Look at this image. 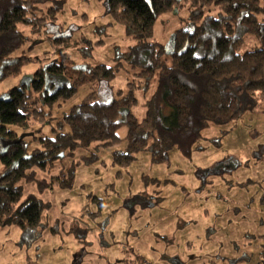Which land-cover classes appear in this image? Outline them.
I'll list each match as a JSON object with an SVG mask.
<instances>
[{
  "label": "rangeland",
  "instance_id": "1",
  "mask_svg": "<svg viewBox=\"0 0 264 264\" xmlns=\"http://www.w3.org/2000/svg\"><path fill=\"white\" fill-rule=\"evenodd\" d=\"M55 1L40 0L34 12L37 17L45 13L46 22L55 23L57 30L49 25L35 31L30 24H19L18 30L33 43L25 47L26 54L35 60L24 68L22 78L0 83V98L51 61L84 64L77 47L90 45L87 63L117 65L110 89L125 92L138 70L118 57L128 53L134 41L107 14L105 0H62L61 6ZM181 4L176 15L161 16L155 24L154 39L167 51L175 31L186 26L188 1ZM53 8L54 20L48 13ZM103 25H108L105 34L97 30ZM58 32L70 36L72 43L61 53L54 52L51 41ZM243 36L242 52L254 49L256 42ZM99 40L103 43L96 44ZM108 88L103 83L98 87L102 99H109ZM153 90L151 86L145 97ZM90 92L85 83L72 98L54 106L43 122H32L24 133L25 141L32 142L29 149L38 137H52L58 119ZM136 97L139 103L132 111L140 121L144 97L137 91ZM256 108L229 124L210 125L198 142L202 149L194 146L190 156L172 149L168 162L155 164L142 152L129 166L120 167L111 156L114 150H125L122 142L113 149H78L73 158L37 172V179L49 180L79 162L71 189L54 185L39 194L34 184H23L24 196L33 194L50 207L42 213L39 236H25L26 231L12 225L0 227V264H264V103ZM126 133L122 127L118 135L123 139ZM91 154H97V160L85 163ZM93 198L102 201V207ZM72 226L88 230L78 240L68 233Z\"/></svg>",
  "mask_w": 264,
  "mask_h": 264
},
{
  "label": "trees",
  "instance_id": "2",
  "mask_svg": "<svg viewBox=\"0 0 264 264\" xmlns=\"http://www.w3.org/2000/svg\"><path fill=\"white\" fill-rule=\"evenodd\" d=\"M39 1L0 0V83L22 78L24 68L35 60L26 54L25 47L33 43L18 30L19 24H30L35 31L49 25L57 28L46 22L45 13L37 17L34 10ZM187 1L186 26L175 31L167 51L154 39L155 24L161 16L176 15L181 0H105L107 14L134 41L129 52L118 57L138 70L125 92L110 89L118 66L89 65L93 47H77L79 42L74 47L84 64L51 61L40 66L29 82L0 98L1 228L12 225L39 234L42 213L50 204L33 194L24 196L23 184H34L39 194L54 185L71 189L79 162L49 180L37 179V172L45 173L61 160L73 158L78 149H113L125 142L124 151L112 152L113 165L129 166L142 152L161 164L168 162L172 149L185 156H190L194 146L201 150L198 142L210 125L229 124L264 103L263 0ZM48 11L54 20L55 9ZM107 27L97 30L105 34ZM245 34L257 45L242 52ZM69 38L58 32L51 40L54 52L69 49ZM32 50L33 46L28 47ZM85 83L91 88L87 97L58 119L52 137H38L29 149L32 142L25 141L24 133L31 123L43 122L54 106L72 98ZM102 83L111 91L109 99L99 95ZM151 86L154 90L147 98ZM136 91L144 97L141 107L145 113L140 121L132 111L139 103ZM122 127L127 129L123 139L118 135ZM97 158L91 154L84 162ZM93 201L102 207V201ZM87 230L72 226L68 233L80 240Z\"/></svg>",
  "mask_w": 264,
  "mask_h": 264
},
{
  "label": "crops",
  "instance_id": "3",
  "mask_svg": "<svg viewBox=\"0 0 264 264\" xmlns=\"http://www.w3.org/2000/svg\"><path fill=\"white\" fill-rule=\"evenodd\" d=\"M26 235H28V236H37L38 234L37 233H35V232H30V231H27L26 233H25V236Z\"/></svg>",
  "mask_w": 264,
  "mask_h": 264
},
{
  "label": "water",
  "instance_id": "4",
  "mask_svg": "<svg viewBox=\"0 0 264 264\" xmlns=\"http://www.w3.org/2000/svg\"><path fill=\"white\" fill-rule=\"evenodd\" d=\"M1 153V152H0ZM63 156V155H62Z\"/></svg>",
  "mask_w": 264,
  "mask_h": 264
}]
</instances>
